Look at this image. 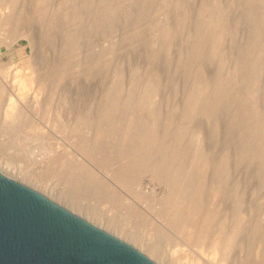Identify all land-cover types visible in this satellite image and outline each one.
Masks as SVG:
<instances>
[{
	"label": "rangeland",
	"instance_id": "rangeland-1",
	"mask_svg": "<svg viewBox=\"0 0 264 264\" xmlns=\"http://www.w3.org/2000/svg\"><path fill=\"white\" fill-rule=\"evenodd\" d=\"M18 71L45 83L21 112ZM151 129L200 156L201 215L131 166ZM0 170L160 264H264V0H0Z\"/></svg>",
	"mask_w": 264,
	"mask_h": 264
},
{
	"label": "water",
	"instance_id": "water-1",
	"mask_svg": "<svg viewBox=\"0 0 264 264\" xmlns=\"http://www.w3.org/2000/svg\"><path fill=\"white\" fill-rule=\"evenodd\" d=\"M0 264H158L131 243L0 170Z\"/></svg>",
	"mask_w": 264,
	"mask_h": 264
},
{
	"label": "bare ground",
	"instance_id": "bare-ground-1",
	"mask_svg": "<svg viewBox=\"0 0 264 264\" xmlns=\"http://www.w3.org/2000/svg\"><path fill=\"white\" fill-rule=\"evenodd\" d=\"M24 36H26V34H24ZM22 71V70H21ZM20 72V71H18ZM17 73V72H16ZM22 73V72H20ZM18 73V75H15L14 78H15V81L14 80H11L10 83L11 85L14 87L15 89V92L17 90V94L15 93V95H13V97L10 98V102L8 103V107H9V110H12V109H18L19 112H21L24 108H26L28 105H37V104H41L42 103V99H41V93L42 91L44 90L45 88V83L43 80H40L39 78L36 77V74L32 73L31 71H28L25 73H22L20 74ZM13 78V79H14ZM35 80L37 81L36 83V91L34 92H31L29 91L30 89H32V86H33V83L35 84ZM11 86V87H12ZM13 89V88H12ZM33 91V90H32ZM12 93V92H11ZM114 102L112 100H110V103L107 102V105H112L113 106ZM18 112V113H19ZM122 121L124 122V119L122 117ZM85 122V121H84ZM106 129V128H105ZM123 128H121L122 130ZM108 132L110 133H116L117 132V129L114 128L113 126H111V124H109V127H107L106 129ZM104 130V131H106ZM135 133V132H134ZM138 133V132H137ZM140 133V132H139ZM132 134V133H131ZM126 135V134H125ZM166 138H169L170 136L167 135V134H161L159 133L158 131L156 130H152L150 132H146V134H144L142 137H141V140L139 142H136V146L133 148L134 152L132 154V158H131V166L133 168H138V170H140L139 172H143V173H148L152 178H155V180L157 179V181H162V180H167L169 181V183H174V184H177V185H180V187H182L181 191L183 192L181 194V196L184 194V197L189 200L190 204L193 206V210H191L194 215L198 216V215H201L203 212H204V207L202 206L205 205L203 202L206 200H204L203 198V191H201V188H206L205 186L207 185L206 184V177H205V171L206 169H204V166H202V164L199 162V158L200 156L195 153V151L191 148H184L182 147L179 150H173L169 153H167V157L164 156V151H168V146L163 142L164 141V137ZM162 137H163V141H162ZM41 140V139H40ZM42 141V140H41ZM39 143V142H38ZM166 145V146H165ZM174 147V146H173ZM167 149V150H166ZM166 154V152H165ZM195 155L199 156L198 159H195V162L194 160H192V163L195 164L194 166L197 168L201 167V169L203 170L202 173L200 174H197V173H193V169L194 168H191L192 171H190V168H187V166L190 164V159H192ZM193 156V157H192ZM194 159V158H193ZM197 160V161H196ZM190 161V162H189ZM6 165H9V167H11V163L9 162H5ZM113 164V163H112ZM115 164V163H114ZM193 164H191L193 166ZM15 166V165H14ZM190 166V165H189ZM188 166V167H189ZM115 167V165H114ZM191 167V166H190ZM187 168V169H186ZM15 169H17V167L15 166ZM15 169H13L14 173H15ZM122 169V168H121ZM188 170L187 172H184L185 170ZM200 169V170H201ZM201 170V171H202ZM2 171V170H1ZM195 171V170H194ZM198 171V170H197ZM196 171V172H197ZM184 172V173H182ZM199 172V171H198ZM143 173H140V174H143ZM182 174V175H181ZM185 174V175H184ZM125 175V174H124ZM184 175V176H183ZM15 179H17V177H14ZM203 178H205V180H203ZM205 184H204V182ZM23 183L25 184H28L30 186H32L31 184H29L28 181H25L23 180L22 181ZM193 183L195 184L196 188H195V191L193 192L192 189V186H193ZM209 186V185H207ZM213 186V185H211ZM34 187V186H32ZM36 188L37 190H39L40 192L44 193L43 191H41L40 189H38L37 187H34ZM214 188V187H213ZM216 188V187H215ZM174 190L176 188H173ZM178 189H179V186H178ZM217 191L218 193H220L221 191V187L219 188V185L217 186ZM171 190V189H170ZM177 190V189H176ZM208 190V188H207ZM50 193V192H49ZM179 193V192H178ZM177 193V194H178ZM45 195H47L49 197L48 194L44 193ZM51 198V197H50ZM183 198V196H182ZM54 200V199H53ZM181 200V198H180ZM186 200V201H187ZM58 202V201H56ZM206 202V201H205ZM59 203V202H58ZM63 205V204H62ZM169 205V204H168ZM190 205V206H191ZM196 207V209H195ZM203 207V208H202ZM206 207V206H205ZM191 208V209H192ZM191 212V214H193ZM85 217V216H84ZM195 217V216H194ZM203 217V216H202ZM206 217V216H205ZM87 218V217H85ZM190 218V217H189ZM197 218V217H196ZM200 218V217H199ZM88 220L92 221L93 223L97 224L98 226L108 230V228H106L105 226H103L101 223H96L94 222L92 219H89L87 218ZM193 219V218H192ZM207 219V217H206ZM202 220V218L200 219ZM208 220V219H207ZM188 221V220H187ZM192 222V221H191ZM191 222L189 223V226L191 225ZM206 223H208L206 220H205ZM204 222V223H205ZM201 223V222H200ZM205 223V224H206ZM203 224V223H202ZM204 224V225H205ZM209 224V223H208ZM186 225V224H185ZM188 225V223H187ZM186 225V226H187ZM185 226V232H190L192 233L193 235H196L198 232V230H196V234H194L195 232H193L192 230L196 229L195 227H198L197 225H195V227H193L192 229L190 228H187ZM193 226V223L192 225ZM208 226V225H207ZM201 227V226H200ZM187 229L189 231H187ZM184 230V229H182ZM200 230V229H199ZM195 231V230H194ZM112 232V231H111ZM183 232V231H182ZM114 233V232H112ZM123 233V232H121ZM121 233H114L116 236L122 238L123 240H126L127 242L131 243L132 245H134L135 247H137L138 249H140L142 252H144L146 255H148L150 258H152L151 256V252H147L142 246H138L136 245V243L134 244V242H131L129 240V238L125 237L123 234ZM184 234V233H183ZM186 234V233H185ZM189 234V233H187ZM191 234V236H192ZM129 236V235H127ZM133 236V235H131ZM135 239H139L138 237L136 236H133ZM190 237V236H189ZM183 241V240H182ZM136 242V241H135ZM181 246V245H180ZM180 246H178L177 250H173L171 252V257L169 259V263L170 264H181L180 261L178 260L179 257H178V252L180 249ZM212 247H213V250H216L218 249L219 247V244H218V241H214L212 242ZM156 249V250H155ZM185 248H183L184 250ZM182 250V249H181ZM180 250V251H181ZM182 250V252H183ZM152 251V249H151ZM153 251L154 252H157V247H153ZM186 251V250H185ZM184 251V252H185ZM218 251V250H217ZM175 255H173V254ZM217 253V252H216ZM175 257H173V256ZM190 255V254H188ZM163 257V255H161ZM187 256V252H185L184 254V259L186 258ZM192 257V256H191ZM176 258H178L177 260L179 262H177ZM182 258V260H183ZM153 259V258H152ZM154 260V259H153ZM181 260V262H183ZM187 260V259H186ZM184 260V261H186ZM156 261V260H155ZM157 262V261H156ZM158 264H160L159 262H157Z\"/></svg>",
	"mask_w": 264,
	"mask_h": 264
}]
</instances>
